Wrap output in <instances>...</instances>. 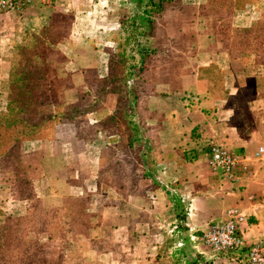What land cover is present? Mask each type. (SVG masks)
<instances>
[{
    "label": "crops",
    "instance_id": "0c3cea01",
    "mask_svg": "<svg viewBox=\"0 0 264 264\" xmlns=\"http://www.w3.org/2000/svg\"><path fill=\"white\" fill-rule=\"evenodd\" d=\"M42 1L32 0L22 14H0V70L10 69L22 26ZM122 4L111 1L107 20H118ZM195 10L185 21L177 14L166 19L163 45H155L134 79L141 140L109 142L106 131L87 135L75 124H58L39 141L45 154L31 195L0 201L5 215H33V243L60 255L62 264H242L233 254L213 255L201 240L231 208L244 214L248 242L264 238V159L251 161L248 175L235 182L207 164L211 144L237 153L264 150V47L233 41L223 20ZM241 12H233L232 26L240 25ZM263 12L261 0L242 16L250 15L251 25ZM70 43L67 36L59 44L65 56ZM78 53L77 84L84 85L90 53L85 47ZM107 116L111 109L98 113Z\"/></svg>",
    "mask_w": 264,
    "mask_h": 264
},
{
    "label": "rangeland",
    "instance_id": "374dc122",
    "mask_svg": "<svg viewBox=\"0 0 264 264\" xmlns=\"http://www.w3.org/2000/svg\"><path fill=\"white\" fill-rule=\"evenodd\" d=\"M111 1L114 3L119 0H96V8L93 0H44L40 10L29 14L22 26L21 36L15 43L19 47L18 52L30 48L45 53L44 64L38 63L33 57V65L37 62L39 67L36 71L44 83V87L35 95L37 101L57 97L67 106L64 113L75 120L82 133L93 135L96 130L106 131V138L110 142L129 143L131 140L130 132L113 135L108 131L114 130L116 126L126 131L138 125V120L133 119L132 115L137 106H134V99L139 98L140 87L136 82L128 81V75L130 69L140 61L138 54L141 47L146 45L151 52L157 43L163 45L159 35L168 29L166 19L170 15L177 14L185 21L195 14L197 8L200 14H213L223 20V28L229 31L233 41L264 47V12L263 20L251 25L246 24L250 15L245 14V18L242 16L243 11L246 13L261 0H172L160 7L151 6V0H122L126 6L122 4L120 7L116 22L107 20L114 11ZM238 11H242L241 23L232 26L233 12ZM90 13L97 15L100 22L94 21ZM67 36L70 37L71 50L65 56L59 44ZM83 47L89 50L88 61L92 62L95 58L97 66L82 69L86 84L78 85L77 81L81 78H78V52ZM14 61L13 53L9 58L11 68ZM11 71L0 70V130L6 129L3 131L5 141L0 143V201L6 202L20 199L31 190V179L38 173L45 154L44 146L35 140L44 142L52 137V129L47 128L42 130L39 139L18 141L13 127L19 119L6 109L9 92L12 98H16V112L17 108L20 113L25 108L28 112L30 108L29 115L35 117L40 112L37 111V105L33 104V92L29 88L24 91L11 88ZM17 73L19 77L21 71ZM25 100L30 102L28 108L24 104ZM109 109L112 118L107 116L100 124L91 123L99 117L89 111L99 113L102 110L108 112ZM31 134L27 133L29 136ZM32 141L33 144L30 143ZM31 232L33 215H5L0 207V264H62L60 255L52 256L50 249L47 250L38 242L33 243Z\"/></svg>",
    "mask_w": 264,
    "mask_h": 264
},
{
    "label": "trees",
    "instance_id": "16d2710c",
    "mask_svg": "<svg viewBox=\"0 0 264 264\" xmlns=\"http://www.w3.org/2000/svg\"><path fill=\"white\" fill-rule=\"evenodd\" d=\"M167 1H172V0H151V6L160 7L163 3H166ZM259 20L260 21L263 20L262 16L260 17ZM16 46L14 47V51H13V53L15 54V61H14V64L12 65V68L10 67V69L13 71V72L11 71L10 73V76H11L10 86L11 88H13V90L18 89L20 91H24L27 88H29L30 91L33 92V104L37 105L38 107L37 111L40 112V115H38L37 117H35L34 115L30 116L29 115L30 108H28L30 102L28 100H25L24 104L27 105V108L29 111L26 112V108H25V111L20 113L18 112V108H17V112H16L15 111L16 98L15 99L12 98L9 92L6 109L9 112H12L13 115H16L15 118L19 119L18 122L15 123L13 127V129L16 130V133L14 134L19 137L18 141L39 139L38 136L41 134L42 130L47 129V128L53 130V128L56 125L62 124V123L75 124L76 127L79 129V127L75 123V120L72 117H69L67 113H64L67 106L63 105L62 101L57 100V97H52L48 101L42 98L41 100L37 101V98L35 97L36 93L40 91L41 88L44 87V83H43V78H41L40 75L36 71L37 67H39L37 62L36 64L33 65V60H34L33 57L38 61V63L44 64L43 62H44L45 53L41 50L36 51L30 48L26 50H22L21 52H18L19 47L17 48ZM144 46L145 47L143 48L141 47L139 49L140 53L138 55H139L140 61L135 67H132L130 69V75H128V81L129 80L131 81V79H133L131 82H134V79L136 78L139 79V77L141 78V73L144 72L147 68L148 60L150 59V57L156 54L154 53V51L157 50L156 47H153V50L151 48V52H150L148 47L146 45ZM15 50L17 52H15ZM165 55L166 54H164V56ZM24 57H25V60H24ZM96 66H97L96 59L94 58L91 64L89 65V67H87V69L95 68ZM50 70H53V69L51 68ZM61 70L63 69H60V71ZM18 71H21V74H20L21 77L20 76L17 77L16 74H18L17 73ZM32 92H30V94ZM77 106L78 104H76L75 107ZM89 112L98 114V112L93 111V110ZM132 118L134 119V111H133ZM101 122L102 120L100 118L99 119L95 118V121L93 124H100ZM5 130L6 129L0 130V143L2 141H5L3 139V131ZM136 130H137V126H133L132 129L130 130L131 131L130 133L132 136H131V140L129 141V143L131 141L137 142L141 140L138 134L135 133ZM28 132L30 133L32 132V134L29 136L27 135ZM35 141L38 142L41 140H35ZM16 142L14 143L15 145H16ZM39 169H40V166H39ZM31 189H32V182H31ZM30 195H31V190L25 192L21 198H25Z\"/></svg>",
    "mask_w": 264,
    "mask_h": 264
},
{
    "label": "built area",
    "instance_id": "2783aa9c",
    "mask_svg": "<svg viewBox=\"0 0 264 264\" xmlns=\"http://www.w3.org/2000/svg\"><path fill=\"white\" fill-rule=\"evenodd\" d=\"M32 0H0V14H22ZM264 159V150L251 154L237 153L218 144H211L207 164L209 168L222 178L235 182L248 175L253 160ZM245 216L238 209L226 211V218L210 224L201 235V240L210 252L217 256L233 254L240 257L242 264H264V238L248 242L240 225Z\"/></svg>",
    "mask_w": 264,
    "mask_h": 264
}]
</instances>
